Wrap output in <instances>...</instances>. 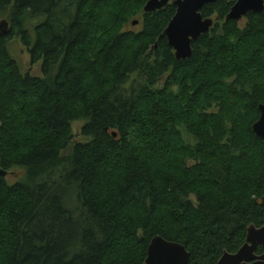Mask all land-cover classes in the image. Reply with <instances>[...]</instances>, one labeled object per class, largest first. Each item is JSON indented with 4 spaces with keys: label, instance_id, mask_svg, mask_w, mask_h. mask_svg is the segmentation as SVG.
<instances>
[{
    "label": "trees",
    "instance_id": "trees-1",
    "mask_svg": "<svg viewBox=\"0 0 264 264\" xmlns=\"http://www.w3.org/2000/svg\"><path fill=\"white\" fill-rule=\"evenodd\" d=\"M147 1L0 0V168L22 171L0 180V264H145L155 236L217 264L264 224V8L205 5L222 24L176 60L173 0Z\"/></svg>",
    "mask_w": 264,
    "mask_h": 264
},
{
    "label": "water",
    "instance_id": "water-1",
    "mask_svg": "<svg viewBox=\"0 0 264 264\" xmlns=\"http://www.w3.org/2000/svg\"><path fill=\"white\" fill-rule=\"evenodd\" d=\"M220 0H173L175 13L161 36H165L168 46L173 50L176 60L188 59L192 54V42L202 34L209 32L213 18L203 17L201 9ZM169 0H148L143 7L144 13L161 10ZM264 0H236L230 8L226 20L239 22L248 13H260ZM138 20L132 22L137 25ZM9 28L6 20L0 21V36ZM254 134L264 139V105H259V117L252 124ZM113 137L116 134L113 133ZM7 171L0 168V180L7 176ZM161 246L164 250L161 251ZM260 247L262 252L256 253ZM190 254L186 248L174 241H167L161 236L151 239L147 247L145 264H188ZM217 264H264V224L260 227L250 225L245 242L234 253L224 252Z\"/></svg>",
    "mask_w": 264,
    "mask_h": 264
},
{
    "label": "rangeland",
    "instance_id": "rangeland-1",
    "mask_svg": "<svg viewBox=\"0 0 264 264\" xmlns=\"http://www.w3.org/2000/svg\"><path fill=\"white\" fill-rule=\"evenodd\" d=\"M142 12H143V9H142ZM4 18H7V15L3 16L1 19H4ZM141 16L138 15L136 16L135 18H133L134 20L136 19H140ZM213 21H214V24L215 23H219V24H222V21L217 19L215 16H213ZM241 24L244 23V20H241ZM32 25H29L27 26L30 34H31V37H32V40H34L35 38V35H34V30L32 28ZM128 30H139L140 26L139 25H136V26H133L131 25L130 23H128L127 27H126ZM8 51L10 53V55L12 56V58L17 62L18 66H19V69H20V72L23 74V75H26V74H29L31 76H42L41 74V71H40V66H41V62L39 61L38 63L34 64V65H31L30 64V57H29V54H28V51L27 49L21 44V41L20 39L18 38V36H14V38H12L10 40V42L8 43ZM81 123L80 122H76L73 126H74V131L76 134H78V130H79V127H80ZM77 139H81L79 137H77ZM20 174H22V171L20 169H13L11 170L8 175L6 176V180L7 182H13L15 179H17Z\"/></svg>",
    "mask_w": 264,
    "mask_h": 264
},
{
    "label": "snow or ice",
    "instance_id": "snow-or-ice-1",
    "mask_svg": "<svg viewBox=\"0 0 264 264\" xmlns=\"http://www.w3.org/2000/svg\"><path fill=\"white\" fill-rule=\"evenodd\" d=\"M164 250V246H161V251H163Z\"/></svg>",
    "mask_w": 264,
    "mask_h": 264
}]
</instances>
